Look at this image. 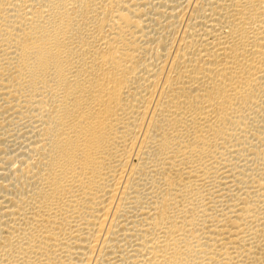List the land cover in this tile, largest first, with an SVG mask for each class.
I'll return each mask as SVG.
<instances>
[{
    "label": "bare ground",
    "instance_id": "1",
    "mask_svg": "<svg viewBox=\"0 0 264 264\" xmlns=\"http://www.w3.org/2000/svg\"><path fill=\"white\" fill-rule=\"evenodd\" d=\"M0 264H264V0H0Z\"/></svg>",
    "mask_w": 264,
    "mask_h": 264
}]
</instances>
